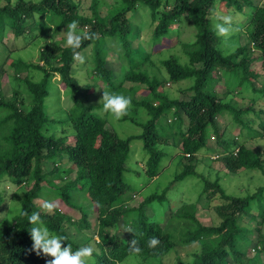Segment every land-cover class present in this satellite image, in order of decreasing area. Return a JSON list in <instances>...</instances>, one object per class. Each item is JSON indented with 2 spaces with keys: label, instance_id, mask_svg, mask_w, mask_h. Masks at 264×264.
Masks as SVG:
<instances>
[{
  "label": "trees",
  "instance_id": "obj_1",
  "mask_svg": "<svg viewBox=\"0 0 264 264\" xmlns=\"http://www.w3.org/2000/svg\"><path fill=\"white\" fill-rule=\"evenodd\" d=\"M118 2L125 7L111 16L107 22L100 19L94 7L92 15L79 13L75 0L37 2L18 0L16 4L0 6V40L3 29L8 25L14 28L17 36L25 34L29 27L33 28L31 25L25 26V22L33 17L34 13L52 14L57 29L75 21L78 28L89 35V38L82 40L80 47L75 50L68 45L62 46L56 40L45 43L40 54L42 64L17 61L25 67L43 72L40 80H34L28 75L23 78H18V73L15 75L26 85L27 96L22 95L16 88L13 98L7 99L2 92L0 81V206L5 200L1 189L5 179L23 188L19 213L14 215L11 221L0 225V264H47L50 256L38 254L33 248L29 232L33 224L28 219L33 212L40 214L52 232L65 238L62 246L70 244L73 251L78 247L91 246L94 249V264H121L131 256L141 259L142 262L136 264H143L150 259L156 260L157 264H249L252 261H259L257 254L264 252V234L259 235L254 248L256 251L258 249V253L254 255L244 253L239 245L247 238L248 232L239 226L238 219L247 209L264 204V185L246 196L229 194L219 180L210 181L203 177L197 170L195 158L203 149L208 148V140L213 132L212 138H217L225 150L218 158L222 157L229 171L233 173L241 169L264 171L261 153L249 148L245 142H238L234 138L226 139L217 122L218 115L227 111L233 113L238 122H244L241 121L243 113L253 110L258 116L260 112H264V107L259 110L254 106L240 109L230 98L225 99L216 92L206 90L213 78V72L216 71L219 74L226 73L229 78L235 77L237 86L248 85L264 96V83L261 88H257L253 80L260 79V73L253 67L258 56L255 52L264 56V3L258 4L254 0H118ZM221 3L232 7L236 13H246L252 8L248 13L252 46H239L231 53L224 51L223 37H218L212 28V16ZM139 5H146L149 8L155 22L152 28L153 39L169 35L175 24L182 28L181 23L184 20L191 21L195 26L194 41L185 43L191 46V49L185 51L187 62L183 63L180 57L174 54L161 61L170 82L174 84L191 82L185 89L190 93L189 98L171 97L166 91L159 90L164 86V82L156 76H151L146 69H142L144 64L138 61V57L146 50V57L149 58L150 52L144 45H140L138 50L134 46V40L140 38L141 30L140 25L134 24L132 16L128 14L135 11ZM117 36L121 40L119 47L125 56L121 63L123 74L120 77L115 76L114 68H110L107 62L106 44L115 40ZM88 47L91 48L89 72L98 78V81L96 79L94 81L95 87L104 85L107 91L110 89V92L125 96L127 95L122 90L125 81L134 82L131 86L133 89L138 90L140 88L138 84H143L149 89L148 95L143 99L131 98L135 108L138 110L143 108L150 115L145 122L140 123L142 128L140 133L127 137L120 136L116 130L107 126L106 117L94 111V106L86 103V89L75 76L73 66L79 53ZM5 48L7 50L6 46ZM56 74L60 76L72 100L68 111L62 105L57 110L64 115L67 113L60 122L64 125L69 124L70 131L73 129L75 138L73 143L69 142L67 132L61 136L54 131L51 132L59 118H52L48 113L46 98L50 95L51 86L55 85L53 76ZM231 78L228 86L232 89ZM230 96H234V93ZM24 105H28L29 108H24ZM166 111L173 113V120L169 121L172 137L164 135L158 128L159 121ZM184 115L187 116V123ZM126 117L129 115L126 114ZM131 118L136 120L134 117ZM243 124L248 126L245 122ZM260 125L264 127V121ZM249 126L251 127L250 124ZM173 138L181 139L180 149L187 161L186 166L175 175L170 186L162 193L147 196L137 207L129 206L127 202L130 196L125 194L133 190V186L125 179V174L129 171L128 160L133 140L142 141L146 153L141 175L152 179L159 175L161 163L166 157L165 146L170 145ZM61 154H67L76 165L77 176L75 179L67 180L60 187L55 182L52 183L58 187L57 195L70 208L76 205L70 199L69 190L78 188V185L83 189L87 187V194L96 205L99 218L96 232L98 240H95V247L89 244V240L77 243L66 229L69 223L78 224L81 229L90 228L91 222L87 213L83 212L77 221L58 205L52 212H48L35 202V199L44 192L43 183L47 178L43 170L44 161L57 160ZM57 168L55 166L54 171L61 173V168ZM188 176L203 177V192L207 193L208 198L219 196L224 200L215 207L221 221L219 224L206 225L196 215V203L183 204L172 212L174 215L189 219L195 224V228L185 229L177 241L178 239L170 235L160 220L148 215L146 205L163 203L167 200L166 194L170 187ZM259 213L264 220V210ZM120 224L127 228L126 236L120 234L118 229ZM115 227L116 229L112 231ZM151 237L159 240L157 246H148L147 242ZM133 240L136 241L135 244L132 243ZM187 246L193 247L187 251V256L183 257L179 249ZM137 247L140 249L139 252L134 250ZM172 254L175 262L172 259L165 262V258L171 257ZM229 255L234 258L233 261L227 259Z\"/></svg>",
  "mask_w": 264,
  "mask_h": 264
},
{
  "label": "rangeland",
  "instance_id": "obj_2",
  "mask_svg": "<svg viewBox=\"0 0 264 264\" xmlns=\"http://www.w3.org/2000/svg\"><path fill=\"white\" fill-rule=\"evenodd\" d=\"M39 1V0H33ZM78 4L77 11L81 14L92 15L94 13L93 7L97 10L98 16L104 22L121 11L125 5L118 2V0H75ZM256 3L263 4L264 0H254ZM18 0H0V6L3 7L8 4H16ZM252 8L246 13H236L232 7H228L226 4H219L215 9L216 15L231 16L233 31L227 37L223 38V48L227 53H231L239 46L250 45L252 46L251 39L249 37L250 27H248L249 17ZM132 16L134 24L140 25L141 35L140 38L134 40V46L140 49V45H144L148 52H150L149 58L146 57L147 51L144 50L142 55L138 57V61L143 63L142 69H146L151 76H156L164 82V86H161L159 90L166 91L171 97L189 98L190 93L185 89L191 85L190 81H184L174 84L169 81L168 73L161 61L171 55H177L180 57L183 63L187 62L188 58L185 51L191 46L185 44L194 41L195 38V26L191 21H182V28L180 25L175 24L171 28L169 35L162 36L158 39L152 38V28L155 22L152 20L149 8L145 5H139L133 12L128 13ZM213 21V16H212ZM33 26V28L26 29V33L20 36L15 34L14 28L6 26L3 29L2 40H0V81L2 82V92L7 99L13 98L14 89H19L22 95L26 94V85L20 79L28 75L34 80H40L43 77V72L38 69L28 68L24 65L17 63V61L23 60L26 63L39 62L41 49L43 45L51 40L58 41L62 46H67V26L61 29H57L53 20L52 14H39L34 13L33 17L29 18L25 22V26ZM119 36L107 42L108 48V66L114 68L115 76L120 77L122 72V65L125 56L122 48L119 47ZM5 46L7 50H5ZM91 47V46H90ZM88 47L82 53H79L75 62L74 74L79 82L86 89V103L92 105L93 110L99 113L101 116L107 118V126L116 130L122 137H127L132 134H138L141 132L140 123L145 122L149 118L148 112L141 108L138 110L132 104L127 111L126 117L124 115L119 120L114 119L108 112L102 110V97L103 93L107 91L104 85L95 87V79L98 81L91 71L89 72V63L91 59V48ZM257 59L253 63L254 70L260 73V79H253L255 87L261 88L264 83V56L255 52ZM9 55V56H8ZM6 59V60H5ZM5 60V61H4ZM147 60V61H146ZM56 64V62H55ZM20 65V66H19ZM213 78L207 85L206 90L212 93H217L222 98H230L232 103L240 109H245L250 106H254L257 110L264 107V96L260 92L254 91L248 85L237 86V80L235 77H230L233 81L232 89L228 86L230 78L226 73L213 72ZM53 82L55 85L51 86L50 95L46 98V108L52 118H59L55 128L51 132H56L58 136L67 132L69 135V142H74L73 129L70 131L69 124L61 123L62 117L66 114H61L58 111L61 105L66 111L72 105L69 92L65 88L64 84L60 80V76L56 74L53 76ZM134 85L132 81H125L122 85L124 93L133 99H143L149 93V89L143 85H140L139 89H133ZM136 88V87H134ZM59 92V93H58ZM229 92V93H228ZM234 93V96H230ZM148 97V96H147ZM60 101L62 104H60ZM24 108H29L28 105H24ZM58 111V112H57ZM134 117L136 120H132ZM186 123L188 122L187 116L184 115ZM241 121H244L248 126L244 125V122H238L235 115L231 112H223L218 115L217 122L226 139L234 138L238 142H245L246 145L254 151H259L264 160V127L260 124L264 121V112L260 114L249 110V112L243 113ZM173 120V113L166 111L159 121L158 128L168 137H172V131L170 122ZM185 123V125H186ZM251 125V127L249 126ZM184 125V127H185ZM214 135L211 132L210 139L208 140V148L203 149L195 158L197 162V170L203 175L204 178L210 181L219 180L221 185L226 189L229 194L236 196H246L253 193L259 186L264 185V171L260 169H241L236 173L229 171L225 165V161L219 155L225 152L224 147L218 143V139L212 138ZM172 140V139H171ZM131 152L128 160L129 171L125 174V179L133 186V190L127 192L125 196H130V200L127 204L131 207H137L140 202L147 196L153 193H162L171 182L175 179V175L182 171L186 166L187 161L183 158L181 147V139L173 138L170 145L165 146L166 157L161 163V171L159 175L152 179H147L141 175V167L143 168L146 153L143 149V143L140 140H133L131 144ZM56 166L61 168V173L55 172ZM141 169V170H140ZM43 170L46 172V180L43 183V195L36 198L35 202L44 211L52 212L53 208L58 205L63 211L67 212L74 220H79L84 213L88 214V220L91 222L90 228L81 229L78 224L69 223L66 226L67 231L72 235L77 243H85L89 240V244L96 246L95 240H98L96 232L98 230L99 218L97 215L96 205L91 202L87 194V187L84 189L78 188L69 190L68 194L75 207H67L66 204L60 199L58 193V187H55L52 182L62 186L67 180L75 179L77 176V167L69 159L67 154L58 155L57 160H45L43 163ZM139 170V171H137ZM140 172V173H139ZM63 177H61L62 175ZM203 177L188 176L183 180L176 181L174 185L168 190L163 203H152L146 205V211L152 218L160 220V223L165 226V229L170 232V235L176 237L179 241L181 233L185 229H194L195 224L189 219H185L173 214V210L181 207L183 204L196 203V215L201 222L206 225L219 224L221 219L217 214L215 207L223 203L224 200L216 196L213 199H209L207 193L203 192L204 180ZM1 189L4 192L5 200L0 206V225L5 222L11 221L14 215L18 214L21 208V201L23 197V188L13 184L10 180H4L1 184ZM46 202H50L53 207L47 209L44 207ZM264 210V204L253 206L247 209V211L240 216L238 224L241 228L246 229L248 232L247 238L240 242L239 248L244 253H251L254 255L258 253L254 250L258 241L259 235L264 234V220L259 212ZM116 229L113 228L112 231ZM121 235H127V228L120 224L118 227ZM193 246H187L180 248L179 252L183 257L187 256ZM173 255L169 258H165V262L172 259ZM259 261H252L249 264H264V252L257 254ZM52 257H49L47 261H50ZM229 261H233V257L229 255L227 257ZM255 259V256L253 257ZM141 259L135 256H131L121 264H136ZM142 262V261H140ZM175 262V261H174ZM143 264H157L156 260L144 261Z\"/></svg>",
  "mask_w": 264,
  "mask_h": 264
},
{
  "label": "clouds",
  "instance_id": "obj_3",
  "mask_svg": "<svg viewBox=\"0 0 264 264\" xmlns=\"http://www.w3.org/2000/svg\"><path fill=\"white\" fill-rule=\"evenodd\" d=\"M231 20V16L213 14L212 28L218 37L227 39L231 34L233 31ZM88 38V33L81 31L77 22L74 21L67 26L66 44L73 50L78 49L81 41ZM130 105V97L113 92L104 91L103 93L102 110L110 113L114 119L119 120L126 115ZM44 207L52 209L53 205L50 202H46ZM28 219L33 224L29 231L33 241V248L37 250L38 254L43 253L52 257L47 264H94V249L91 246L78 247L73 251L70 244L62 246L65 238L52 232L43 222L38 212H33ZM132 243L135 244L136 241L133 240ZM147 243L149 247H155L159 244V240L156 237H151ZM134 250L136 252L140 251L138 247Z\"/></svg>",
  "mask_w": 264,
  "mask_h": 264
},
{
  "label": "built area",
  "instance_id": "obj_4",
  "mask_svg": "<svg viewBox=\"0 0 264 264\" xmlns=\"http://www.w3.org/2000/svg\"><path fill=\"white\" fill-rule=\"evenodd\" d=\"M238 149H236V153H237Z\"/></svg>",
  "mask_w": 264,
  "mask_h": 264
}]
</instances>
